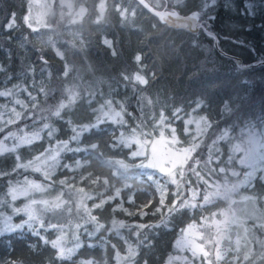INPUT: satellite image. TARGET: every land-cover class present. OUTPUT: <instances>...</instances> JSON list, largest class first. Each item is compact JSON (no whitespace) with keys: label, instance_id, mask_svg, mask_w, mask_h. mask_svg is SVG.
<instances>
[{"label":"trees","instance_id":"16d2710c","mask_svg":"<svg viewBox=\"0 0 264 264\" xmlns=\"http://www.w3.org/2000/svg\"><path fill=\"white\" fill-rule=\"evenodd\" d=\"M147 1L155 8L165 6L182 14L197 11L202 5V0H183L181 4H177L176 0H158L154 1L156 5ZM100 2L102 0H74L75 6L81 5L86 11L78 26H74L77 27L79 36H73L66 31L69 16L61 11L58 0L53 1L52 10L47 16L48 26L40 31H33L24 22L28 0H0V65L6 69L0 73V89L10 88L13 84L27 86L29 91L36 93L35 103L39 105L33 109V102L29 101L27 92H21L27 97L24 103L28 104V108L20 109L19 112H24L25 116L15 124L8 125L0 133V139L8 132L19 129L33 132L42 128L44 123H51L58 129L51 141L47 131L41 133L42 139L32 144L33 150L21 147L19 155L22 159L24 157L21 151L32 159L49 147L50 143L54 145L57 140H68L73 134L69 120L73 125L95 123L98 113L94 109H98L106 100L111 99L117 110L123 104L126 113L130 114L124 116L127 124L123 127L109 121L100 126L102 132L93 129L91 133H85L80 144L73 143L72 147L86 148L97 144V149L91 154L64 153L62 164L74 166L75 161L80 160L84 166L74 168L73 171L61 166L52 178L55 183L51 190L59 195L63 192L62 199L71 201L72 214L67 210L62 215L48 212L45 219L51 224L62 226L83 223L76 216L78 197L73 196L74 189L82 188L86 195L93 197L86 200L89 208L101 199L114 195L116 188L122 189L119 198L109 201L102 209L93 210L92 214L105 227L92 238L84 235V229L81 228L80 239L84 247L78 251L73 261H66L64 264H78L82 259H95L98 264H105L107 260L108 264H116L115 250L111 245H117L121 255L126 253L125 241L134 246L137 241L135 225L157 224L161 219V213L156 212L160 199L156 184L136 168H130L126 178L115 176L113 173L116 168L106 163L123 160L135 165L140 162L131 156L132 148L112 149L110 144L113 136L118 137L121 131L130 132L140 120H144L148 125L146 130L151 131L162 110L177 126L189 118L187 114L207 116L210 122L218 124L219 129L234 126L230 139L216 143L215 146L220 145L217 150L212 146V141L216 139L213 134L217 133L216 128L200 137L203 141L199 150L202 163L197 171L206 178L209 177L208 169L216 168L215 165L219 163L212 158V162L206 168L203 167V162L209 159L210 149L212 152H222L228 141L244 140V134L241 133L243 122L247 120L257 123L264 119V64L241 68L233 57L228 56H238L243 65L264 61V0H217L214 9L209 12V15L215 17L210 22V30L216 34L219 47L225 54L214 47L213 38L203 31L196 33L169 27L136 0H103V13L98 10ZM118 6L121 10L127 9L125 16L122 17L117 11ZM12 13L16 14V26L8 29L6 25ZM46 35L48 37L45 39ZM105 40L111 41L112 47L106 45ZM114 50L116 55H113ZM57 51L63 54V58L56 54ZM137 55L141 56L140 64L135 61ZM66 67L70 70L67 77L64 76ZM33 68L35 73L28 71L25 75V71ZM140 68H143L141 74L149 83L137 85L134 89L131 83L126 84L123 75H132ZM8 76L13 78L9 81ZM73 86L81 98L65 109L61 118L50 117L49 107L52 106L54 110V106L62 99L66 100L67 89ZM41 89L50 94L46 96ZM89 93H94V98ZM201 99L204 100L203 107L192 113L195 102ZM226 103L232 110L231 113L224 111ZM10 106L13 107V104L8 98L0 97V111ZM15 107L21 108L19 105ZM176 108L183 109L180 120H175L172 116ZM28 112L32 114L28 115ZM15 163L16 157L12 154L0 156V171L12 172ZM261 175L264 173L258 171L252 184L244 189L250 190L251 196H264V180L259 179ZM25 176L30 180L43 181L40 173H34L31 169H19L10 176L0 177V198H5L9 181L22 182ZM97 178L99 182L94 184L92 181ZM186 178L201 184L191 172L186 174ZM64 179L72 185L71 191L59 183ZM104 179H108L109 186L103 184ZM125 185L128 187L125 188ZM191 187L194 188L193 185ZM168 191L167 203L170 204L175 199L171 195L176 191L175 186L169 185ZM100 193L104 195H99ZM130 196L132 203L129 202ZM121 201L124 208L137 214L130 216L119 209L113 212ZM197 202L202 203V195L197 197ZM220 202L222 198L214 197L203 207L185 210L174 216L167 228L143 230L152 247L140 248L138 264H145V261L148 264H163L173 252L174 242L181 230L193 222L195 225L201 224L219 209ZM145 205L148 207H144ZM141 210L147 215L140 216L138 212ZM113 220L124 221L133 227L122 228L119 233L109 231ZM253 224V220L246 222L248 227ZM87 229L94 231L95 225L89 224ZM58 234L52 229L47 233L41 231V235H47L49 240L55 239ZM105 240L108 241L107 247L102 244ZM88 244H95L96 247L90 248ZM252 247L258 255L257 246ZM55 255L50 244L45 245L43 240L27 228L0 235V264L8 261H16L17 264H48L49 257L54 258ZM56 264L60 262L56 261Z\"/></svg>","mask_w":264,"mask_h":264},{"label":"snow or ice","instance_id":"6c2138e0","mask_svg":"<svg viewBox=\"0 0 264 264\" xmlns=\"http://www.w3.org/2000/svg\"><path fill=\"white\" fill-rule=\"evenodd\" d=\"M144 0H140L143 3ZM177 4L183 3V0H176ZM217 0H202V5L197 11L192 12L190 15L181 17L179 12L173 10L171 12L156 13L162 21L165 23L172 24L175 27H180L187 29L191 32L199 33L203 31L208 36L213 39L216 38V34L210 30V22L215 19L214 16L209 15V12L214 9ZM148 5H145L147 7ZM103 0L99 5L101 13L104 11ZM248 7H251L250 5ZM86 9L80 10V15L85 13ZM117 11L123 17L127 13V9L121 10L119 6ZM24 22L29 28H32V23L30 17L26 15L24 17ZM16 26V14L12 13L9 22L6 27L8 29H13ZM36 29H33L35 31ZM11 39V37H9ZM104 43L109 47H112V42L105 40ZM58 56L63 58V54L57 51ZM113 55H116L115 50ZM43 60V56H41ZM137 64L141 63V56L137 55L135 57ZM47 64V61H44ZM244 67V66H241ZM6 69L3 65H0V73L5 72ZM28 71L35 73V69H29L25 71V75ZM69 69L66 67L64 71V76L69 75ZM43 73V69L41 70ZM143 68H140L136 73L132 75H123L124 81L131 83L133 88L137 85H147L149 80L141 74ZM13 77L8 76L7 79L10 81ZM35 81H33V86ZM44 92L46 96L50 93L46 92L44 89L40 90ZM21 92L28 93V99L32 103V108L36 109L39 107L37 97L29 91L27 86L21 87L20 84H13L12 87H4L0 89V97L8 98L13 104L10 110L11 114H14V119L3 120V112H0V133L5 131L8 125H13L17 120H20L25 116L24 112H17L16 105H19L21 109H27L28 104H25L23 100L12 99L18 96ZM67 99H62L57 105L49 107L48 111L50 117L61 118V113L78 101L80 93L75 89V86L67 89ZM94 93H89V96L94 98ZM91 99L89 103H91ZM195 108L192 109V113H195L197 109H201L204 105V100H198L195 102ZM98 113L96 116L95 123L83 124V125H73L72 121L69 120L68 123L72 125V136L68 140H57L56 143L49 144V147L45 148L43 152L34 156L31 160L21 162L22 158L19 155V149L26 145H32L34 142L42 139L41 133L47 131L49 140L55 138L58 131L51 123H44L42 128H39L33 132H25L24 129H19L18 132H8L0 139V156L5 154L16 153V164L12 169V172L0 171V177L10 176L12 173L17 172L19 169L29 170L31 169L34 173H40L43 176V181L38 182L36 180H30L25 176L24 180L12 182L9 181V187L7 192V197H10V202L6 198H0V235L6 233H14L19 230L27 228L33 233V235L38 236L43 240L45 245H51V248L55 250V257H49L48 264H56L59 261L60 264H64L66 261H73L78 251L84 247L83 242L80 239V229L83 228V234L89 238L95 237L101 229L105 227L104 224L100 223L97 216L93 215L94 209H102L106 203L115 200L120 197L122 189L116 188L114 195L107 196L106 199H101L99 203H95L91 208L87 207L85 203L86 200L93 199L92 196L84 194V189H78V193L81 194L80 201L76 205V216L83 221V223H77L74 226L73 244L71 247L67 246L66 242V228L62 225L51 224L45 219V214L48 212L53 213V215H62L65 210L72 214L71 201H65L62 199L63 192L57 196L54 200H37L32 198L34 193H44L53 187L55 181H53V176L58 168L61 166L69 171L79 169L84 165L80 160H76L74 166L72 164H62L63 154L66 152L80 153L85 152L91 154L97 149V144H91L89 147L81 148L79 146L73 148L72 144H80L81 138L85 133H91L93 129L98 132H102L101 125L111 122L117 126L123 127L127 124L124 119L126 113L125 106L123 104L119 105V110L114 107V102L109 99L99 106L98 109H94ZM182 108H176L172 113L175 120L182 119L181 112ZM224 111L226 113H231L232 110L229 108L228 104L224 105ZM31 115V112L27 113ZM130 115V114H128ZM189 118L184 119V132L186 135H190L189 126L193 123L196 124L197 134L193 137L190 146L182 147V141L177 136V129L172 127L173 120L169 119L162 110L159 113V119L155 124L152 125V130L147 131L148 125L144 120H140L135 127H132L130 132L121 131L118 137L113 136L110 147L114 150L122 148H132L135 145V150L131 152V156L134 158H140V162L135 165H130L125 163L123 160L119 161H106L110 166H114L116 171L113 173L115 176H121L126 178V173L130 168H136L141 170L142 175H147L149 180H152L157 186V192L160 194L159 205L156 207V212L161 213V219L157 224H137L134 227L137 229L135 235L137 241L135 246L132 243L127 244L126 253L121 255V250L117 248V245L112 244L111 247L115 250V260L116 264H138L137 256L139 250L142 246L151 248L152 244L148 237L144 234L145 229H159L167 228L172 222L174 216L184 212L185 210L195 209L197 207H203L211 202L213 196L221 197L223 199L229 200L230 197L237 193L238 189L243 185H251L254 178L257 177V172L264 173V119H261L257 123L245 120L243 126L241 127V133L244 134V140L242 141L244 147L241 148L240 144H236L233 151H242L243 155L240 157L238 163L245 166L248 171L243 173V179L239 183H229L225 181L224 183L216 184V191L213 193L204 192L197 186L196 188L191 187V181L186 178V174L191 172L198 178V181H203L204 184H208V180L205 179L197 167L201 165L202 161L200 158L202 140L199 139L201 135L207 133L210 129L216 128L217 133L216 139L212 141V146L214 147L217 142L223 141L225 139L231 138V133L235 130L234 126H228L224 129H219L218 124H213L210 122L207 116H201L198 119L192 114H187ZM159 129V136H156V130ZM19 133H23L22 135ZM170 134V135H166ZM11 142V143H8ZM212 155L214 153L210 149L208 161L203 162V167H207L209 163L212 162ZM100 157L98 156L97 159ZM234 157L229 155L227 165L233 163ZM224 163L223 161H220ZM227 165L225 167L209 168L208 174L221 173L227 175ZM151 170V171H149ZM241 173L237 171H232V177H239ZM81 179H86L81 177ZM259 179L264 180V175H261ZM50 182V183H49ZM94 184L99 182L97 180L92 181ZM71 191L72 185L69 184L67 179L61 180L59 182ZM105 186H109L108 179L103 180ZM47 185V186H46ZM169 185H174L176 191L171 195L175 199L171 200L168 204L167 200L169 197ZM125 188L128 185L124 186ZM183 189V190H182ZM99 195H104L100 193ZM202 195V203L197 202V197ZM24 197L27 202L22 206H15V202L20 198ZM264 200V196H244L242 197V202L245 207L239 210V213L244 218L241 219L236 211L232 210V206L239 203L238 201L231 200L229 213L220 212L213 213L212 217L217 215L223 216L222 221L217 222L216 234H209V229L211 226H205L202 224L200 229L196 228L195 222L189 224L187 228L181 230V236L177 239L175 247L180 251L188 250L191 252L193 259H200L201 264H264V209L260 208L259 203ZM129 202L132 203V197H129ZM151 201H149V204ZM5 207L11 209V214H6L4 211ZM144 207H148L145 205ZM117 209L124 211L128 215H136L137 213L129 212L128 209L123 207V201L117 208L113 209V212ZM23 215L25 218L19 223L13 222V216ZM140 216L147 215L144 211H139ZM248 220H254L255 223L252 227H246V222ZM89 224L95 225L94 231H88L87 226ZM236 225L237 228H243V235L239 232L236 234L235 241L231 238L232 226ZM68 228H72L69 224ZM132 225L125 224L124 221L113 220L112 228L109 231H116L122 228H131ZM49 229L58 232L59 234L55 239L49 240L47 235H41V231L47 233ZM260 235H257V233ZM143 237V239H140ZM199 241V242H197ZM102 244L107 247L108 241H102ZM227 244V246H224ZM252 245H256L259 251L253 249ZM88 247H96L95 244H88ZM180 259V257H172L171 255L165 261V264H174V260ZM185 264H189L187 257L184 258ZM6 264H17L16 261H8ZM78 264H98L95 259H82ZM105 264H108L107 260ZM145 264H148L145 261Z\"/></svg>","mask_w":264,"mask_h":264},{"label":"rangeland","instance_id":"374dc122","mask_svg":"<svg viewBox=\"0 0 264 264\" xmlns=\"http://www.w3.org/2000/svg\"><path fill=\"white\" fill-rule=\"evenodd\" d=\"M53 1L54 0H28V12H27L26 15H28L30 17V21L32 23V29H36L37 31H40L41 29H43V28L48 26L47 16L50 14V12L52 10ZM149 1L152 4H154V5H156L154 3V1L158 2V0H152V1L149 0ZM58 3L61 6V11L65 12L69 16L68 22H67V26L68 27H66V31L69 34L73 35V36L74 35L75 36H79V31H78L77 27L75 28L74 26L75 25L78 26L79 20L82 19L83 15H80V10L83 7L81 5L78 6V7L75 6L74 0H58ZM100 4H101V2L98 4V10L99 11H100V8H99ZM256 26H259V25H256ZM47 37H48V35L45 36V39ZM31 92L35 96L36 93L33 92V91H31ZM26 94L28 96V93H26ZM12 99H20V100L25 101L27 99V97L25 95L19 93L18 96L13 97ZM11 108H12V106H10L8 108H4L3 110L0 111V112L4 113L3 118H2L3 120H8V119H14L15 118L14 114L10 113ZM20 109L21 108H18V109H16V111L19 112ZM195 118L198 119L199 117H195ZM0 126H3L2 123H0ZM171 126L175 127L177 129V133L176 134L179 137V139L182 141V145L181 146L182 147L190 146V143H191L193 137L196 136V134H197L196 124L193 123L192 125L189 126L190 132H191L190 135H186L185 132H184V122L181 125H179V126H177V125L172 123ZM14 132H18V131H14ZM19 134L22 135V133H19ZM166 135H170V134H166ZM156 136L157 137L159 136V129L156 130ZM200 137H199V139H200ZM242 141L243 140L228 141L227 144H225L224 149H223L222 152L221 151L220 152H216V151L213 152L214 155H212V158L216 162H219V163H217L215 165L216 169H219L220 167H225L227 165L229 155H232L234 157L233 163L231 165H227V173H228L227 175L221 174L219 172L211 174V175L208 174L209 177L205 178L206 180H208V184L207 185L204 184L203 181H200L201 184H199L194 179H190L189 181H191V185H193L194 188H196L198 186L199 189L201 191H203V193L204 192L213 193V192L216 191L215 185L218 184V183L222 184L225 181H227L229 183H239V181L243 179V173L245 171H248V169L245 166L240 165L238 163L240 157L243 155V152L242 151H233V148H234V146L236 144H240L241 148H243L244 144H243ZM8 143H11V142H8ZM219 146H214L215 150L220 148ZM25 147L27 149L33 150L32 149V145H26ZM134 150H135V145L132 146V151H134ZM21 152H22V155L24 157L21 160V162H25L26 163L27 161L31 160L30 157H28L26 155V153H23V151H21ZM38 154L39 153H37L36 155H38ZM12 155L16 157L17 154L16 153H12ZM220 157H221V160H219ZM137 160H140V158H137ZM220 161H223L224 163H221ZM15 164H14V167H15ZM232 171H237V172L241 173V175L239 177H232L231 176V172ZM189 177H191V176H189ZM248 186L249 185L241 186L238 189L237 193L233 194L230 197L229 200H226V199L222 198V202L219 203V205H220L219 209H217L213 213L226 212V213H229V215H231V213L229 212L230 201L231 200H235V201H238L239 203H237L236 205L232 206V210L236 211L237 215L241 219H243L244 217L240 215L239 210L243 209L245 207L244 203L242 202V197L251 196V194H252V193H250V190H247V189L244 190L245 188H248ZM8 187H9V185L7 186V191H6L5 198L7 199V201L10 202V197H7ZM72 193H73V196L75 198L78 197V201H77V203H78L80 201L81 194H79L78 191L75 190V189L72 191ZM57 196H59V193H55V191H52L51 189H49L48 191H46L44 193H34V194H32V198L33 199H37V200H42L43 199V200H50L51 201V200H54ZM214 197L215 196H213L212 198H214ZM26 202H27V200L24 197H20L15 202V206H17V207L22 206ZM85 203L87 204L86 201H85ZM258 206L260 208L264 209V202L261 201ZM4 211L6 212V214H11V209L9 207H5ZM212 214H211V216L207 217L201 224L196 225V228L200 229L202 224L205 225V226H211L210 229H209V234L215 235L216 234L215 225L217 224V222L222 221L224 219V217L223 216H219V215H217L216 217H212ZM24 218L25 217L22 214L18 215V216H13V222L14 223H19ZM254 223H255V221H254ZM64 226L66 228V242H67V246L71 247L72 244H73V235H74V226L75 225L72 226V228H68L67 227L68 224H66ZM245 226L248 227L247 225H245ZM187 227H188V225L186 227H184L183 229H185ZM237 232H239L241 235H243V228H237L236 225H233L232 229H231V238H232L233 241H235V239H236ZM180 236H181V232L176 237V240L174 242V249H173V252L171 253L172 257H180V259L174 260V264H185V260H184L185 257H187V260H188L189 264H201V260L200 259H193L192 258V255H191L190 251H188V250L180 251L179 249H177L175 247L176 241H177L178 238H180ZM197 242H199V241H197ZM125 244H126V242H125ZM224 246H227V244H225ZM124 254H122V255H124ZM163 264H165V262ZM205 264H207V262H205Z\"/></svg>","mask_w":264,"mask_h":264},{"label":"water","instance_id":"95a60500","mask_svg":"<svg viewBox=\"0 0 264 264\" xmlns=\"http://www.w3.org/2000/svg\"><path fill=\"white\" fill-rule=\"evenodd\" d=\"M142 7H144L148 12H150L152 15H154L155 17H157L162 23H165L164 21H162L160 19V17L156 14V13H165V12H171L173 10L171 9H167L165 7L163 8H155L154 6H152L147 0H144L143 3H140V0H136ZM145 5H148L147 7H145ZM177 11V10H175ZM178 12V11H177ZM180 16L181 17H185V16H188L190 15L191 13L189 14H182L180 13ZM167 26L169 27H173V28H177V29H181L180 27H175L173 26L172 24H169V23H165ZM184 29V28H182ZM191 32V31H190ZM213 44H214V47L221 53L225 54L219 47V44H218V38L216 37L215 39H213ZM230 57H233V59L235 60L236 64L241 67V66H244V67H241V68H247V67H252V66H255V65H260V64H264V61H259V62H256V63H252V64H249V65H243L241 63V59L238 57V56H234V55H228Z\"/></svg>","mask_w":264,"mask_h":264},{"label":"flooded vegetation","instance_id":"af4514ba","mask_svg":"<svg viewBox=\"0 0 264 264\" xmlns=\"http://www.w3.org/2000/svg\"><path fill=\"white\" fill-rule=\"evenodd\" d=\"M164 6V5H163ZM165 7V6H164Z\"/></svg>","mask_w":264,"mask_h":264}]
</instances>
